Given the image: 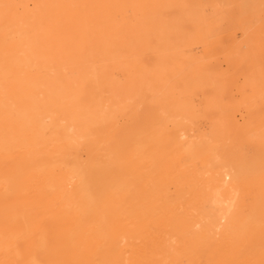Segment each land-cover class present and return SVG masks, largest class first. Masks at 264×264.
Here are the masks:
<instances>
[{"label": "rangeland", "instance_id": "374dc122", "mask_svg": "<svg viewBox=\"0 0 264 264\" xmlns=\"http://www.w3.org/2000/svg\"><path fill=\"white\" fill-rule=\"evenodd\" d=\"M4 11L20 17L11 35L21 52L0 73V96L13 84L38 101L27 127L65 155L55 169L79 185L75 227L47 224V253L59 232L71 241L85 231L94 264H264V0H4Z\"/></svg>", "mask_w": 264, "mask_h": 264}, {"label": "bare ground", "instance_id": "6f19581e", "mask_svg": "<svg viewBox=\"0 0 264 264\" xmlns=\"http://www.w3.org/2000/svg\"><path fill=\"white\" fill-rule=\"evenodd\" d=\"M1 1H4V0H0ZM7 1V0H6ZM3 3V2H2ZM1 3V4H2ZM10 5V4H8ZM7 6V5H6ZM11 7V6H9ZM18 15H15L13 14L12 11H9V12H3L2 14H0V73H2V71L6 72V71H14L17 67H18V61H19V57H18V53L20 51V49H18V45H17V42L15 41V39L12 37L11 33H13L15 31V29H18L19 27V24H18V21L16 20V17ZM21 16V15H20ZM17 18V19H18ZM22 23V22H21ZM22 25V24H21ZM24 25V23H23ZM24 28V27H23ZM22 28V29H23ZM21 29V28H20ZM25 29V28H24ZM22 32V31H21ZM21 32L19 33L20 35ZM18 35V34H17ZM24 35V34H23ZM16 36V34H15ZM25 36H27L25 34ZM20 37V36H19ZM21 39H23V36L20 37ZM24 38H27V37H24ZM26 40V39H25ZM24 40V41H25ZM28 40V38H27ZM26 40V41H27ZM30 41V39H29ZM32 43V42H31ZM30 42H28V44H31ZM27 42L25 45H27ZM24 45V44H23ZM30 46V45H29ZM71 46V44H70ZM72 47V46H71ZM29 48V47H28ZM39 51V50H38ZM21 52V51H20ZM32 52V51H31ZM27 53V52H26ZM22 55V54H21ZM42 55V54H41ZM88 56V55H87ZM21 57V56H20ZM39 59V58H38ZM24 60V59H23ZM25 69V67L23 68ZM22 71V70H21ZM24 72V70H23ZM10 73V72H9ZM13 73V72H12ZM19 73V72H17ZM23 74V73H22ZM14 75V73H13ZM19 75L21 76V73H19ZM31 75V74H29ZM33 75V74H32ZM31 75V76H32ZM12 76V74H11ZM19 76V77H20ZM35 77V75H33ZM41 76V75H40ZM23 77V79H22ZM24 77L26 76H21V79L22 81H25ZM13 78V76H12ZM15 78H16V75H15ZM18 78V77H17ZM40 78V77H39ZM38 78V79H39ZM43 79L45 78L44 76L42 77ZM42 78H40L42 80ZM14 79V78H13ZM36 79V80H38ZM47 80V78H45ZM20 80V79H19ZM17 80V81H19ZM21 81V82H22ZM34 81V80H33ZM9 82V81H8ZM21 82H18V83H21ZM27 83V80L25 81ZM29 82V80H28ZM32 82V81H31ZM29 82V83H31ZM36 82V81H35ZM33 82V84L35 83ZM48 82L49 79H48ZM1 83V81H0ZM10 83V82H9ZM17 83V82H16ZM23 83V82H22ZM25 83V86H27ZM3 84V83H1ZM6 84V83H5ZM11 84V83H10ZM28 84V83H27ZM31 84V85H33ZM11 84V86H9L6 90V92L0 96V262H2L3 264H41V260H42V263L44 260H49L51 258L53 259H56V260H59L58 263L56 264H94L93 262V256L96 254L97 252V249L95 248L97 245L95 244L94 241H92V239L90 238H86L85 237V231H84V235L83 233H81L83 230H84V227L83 226V230L80 232L82 235H80L79 237L76 236L77 238L75 239H72L71 241H68L66 240V238L64 237L63 233L62 232H59L60 234V243L58 240H54L52 239V243H53V248L49 251V253L46 252V249H45V246H44V238H45V234H46V231L45 230V226L51 222H54V221H57L55 219H58V221H63L64 224L63 226H70V225H73V227H75L74 225V221L69 217L71 216L72 214L70 213L71 209L72 210H76V208L78 206H76L75 209L71 208V206H75L74 204L70 205L71 202H70V199H69V195H71L73 192H75V190H78V187L79 185L75 182L73 183L72 182V178L73 176H71V179L69 177V173H62L60 172V169H59V172H57L56 170L58 169H55V166H56V163L61 159L63 158V156L65 155H61V154H58V150L59 149H54V147L52 146V144L50 142L52 141H48L47 138H45L43 135L41 136H36L35 134H33V132H30L32 130L29 131L28 127H27V124L30 122H28V118L31 117L30 114H34V104H36L34 101L36 99H34V101L31 99H27L25 97H23L21 94L19 95L17 92L14 93L15 89L13 87H18L17 85H13ZM29 85V84H28ZM46 85V83H45ZM49 85V84H48ZM5 86V85H4ZM24 86V84H23ZM41 86V84H40ZM38 86V87H40ZM15 87V88H16ZM32 87V86H30ZM46 87V86H45ZM43 87V88H45ZM2 89V87H0ZM23 88V87H22ZM29 88V87H28ZM17 89V88H16ZM42 89V87H41ZM40 89V91H41ZM20 89H18V91H20ZM39 89H36L35 91H37ZM17 93V94H16ZM2 94V93H1ZM28 94L29 96H36V94L34 93H31L33 95H31L28 91ZM40 95V93H39ZM38 97V95H37ZM36 98V97H35ZM39 98V97H38ZM37 98V99H38ZM34 102V103H33ZM40 103V102H39ZM38 103V104H39ZM37 104H36V109H37ZM37 113V112H36ZM35 113V114H36ZM32 114V115H33ZM47 114V113H46ZM30 115V117L28 116ZM38 115V114H37ZM35 115V117L37 116ZM28 117V118H26ZM33 118V116H32ZM30 118V119H32ZM35 119V118H34ZM41 119V118H39ZM42 121V120H41ZM36 122V121H35ZM38 122V121H37ZM41 123V122H39ZM30 124V123H29ZM36 125V123H34ZM33 124V125H34ZM52 124V123H51ZM32 125V126H33ZM34 125V126H35ZM41 125V124H40ZM37 126V125H36ZM52 126V125H51ZM34 128V127H33ZM38 128V127H37ZM41 130V129H40ZM50 130V128H49ZM48 130V131H49ZM155 130V129H154ZM36 131V129H35ZM42 132V131H41ZM35 133V132H34ZM53 137V136H51ZM65 144V143H64ZM67 144V143H66ZM69 144V143H68ZM71 144V143H70ZM69 144V145H70ZM83 144V143H82ZM87 144V143H86ZM90 144H93V143H90ZM98 144V143H97ZM60 145V143H59ZM58 145V147L60 148V146ZM68 146L65 147V154H68ZM72 145V144H71ZM70 145V147H71ZM74 146L76 145V143L73 144ZM81 145V143L79 144V146ZM56 146V145H55ZM62 146V145H61ZM57 147V148H58ZM83 147V146H82ZM88 147V146H87ZM96 147V146H95ZM98 147V146H97ZM63 148V146H62ZM75 148V147H74ZM79 148V147H78ZM185 148V147H184ZM76 149V148H75ZM74 149V150H75ZM83 149V148H82ZM86 148H84L85 150ZM93 149V147H92ZM70 150V149H69ZM94 150V149H93ZM62 151V150H61ZM80 151V150H79ZM79 151L75 152L78 153ZM82 151V150H81ZM60 152V151H59ZM73 152V153H74ZM94 152V151H93ZM63 153V151L61 152ZM88 153V152H86ZM86 153H83L85 154V156L83 155L82 157H86ZM82 154V153H80ZM96 155V154H95ZM71 156V155H70ZM79 153H78V157H79ZM76 157V156H75ZM81 157V156H80ZM90 157V156H89ZM69 158V157H68ZM64 159V160H63ZM62 160L65 161L66 158H63ZM76 160V159H75ZM83 162V161H82ZM87 162V161H86ZM85 162V163H86ZM68 163V162H67ZM77 165H78V162H76ZM80 163V162H79ZM88 163H89V160H88ZM70 164V163H68ZM74 164V163H72ZM87 164V163H86ZM84 164V165H86ZM83 165V164H82ZM81 165V166H82ZM95 165V164H94ZM69 166V165H68ZM73 166V165H72ZM74 167V166H73ZM87 167V166H86ZM92 167H95V166H92ZM66 168V167H64ZM70 168V166H69ZM80 168V167H79ZM88 168V167H87ZM68 169V168H67ZM86 169V168H85ZM87 170V169H86ZM65 171V170H63ZM78 171V170H76ZM71 172V171H70ZM73 172V171H72ZM81 172V170H80ZM79 172V174H80ZM85 171H83L84 173ZM74 173V172H73ZM82 173V172H81ZM87 174V172L85 173ZM86 176V175H85ZM88 176H90V174H88ZM84 177V175H83ZM82 177V178H83ZM81 178V177H80ZM79 178V179H80ZM89 180V178H88ZM92 180V179H91ZM86 181V180H85ZM83 184H84V181H82ZM80 182V183H82ZM97 182V181H96ZM95 182V183H96ZM87 183V182H85ZM94 183V182H93ZM92 183V184H93ZM137 183V182H136ZM138 184V183H137ZM94 185V184H93ZM140 186V184H138ZM83 186V185H81ZM87 184L85 185V188ZM101 186V185H100ZM100 186H95L94 188H100ZM123 188V185H121ZM135 186V184H134ZM138 186V187H139ZM91 187V186H90ZM102 187V186H101ZM83 187H81L82 189ZM89 188V187H88ZM136 188V187H135ZM89 190V189H88ZM96 190V189H95ZM119 190H121L119 188ZM124 190V189H122ZM72 191V193H71ZM92 191V189H91ZM98 191V189L96 190ZM80 192V190H79ZM128 192V191H127ZM138 192V189L136 191V193ZM162 192V191H161ZM234 192V191H233ZM71 193V194H70ZM76 193V192H75ZM90 193V191H89ZM93 193V192H92ZM91 193V194H92ZM95 193V192H94ZM99 193V192H98ZM120 193V192H119ZM118 191H117V194H119ZM131 193V191H130ZM215 193V192H214ZM122 194V193H121ZM134 193H132L131 195H133ZM160 195V193H158ZM60 197V200H56L57 196ZM73 195V194H72ZM127 195V194H126ZM137 198V194H134ZM216 195V194H215ZM80 196V195H79ZM119 196V195H118ZM141 196V195H140ZM162 196V195H161ZM166 196V195H165ZM214 196V195H213ZM233 196V195H232ZM74 197H78V196H74ZM94 197V196H92ZM127 197V196H126ZM84 198V197H83ZM95 198V197H94ZM130 198V197H128ZM131 198H133L132 200H134L135 198L133 196H131ZM156 198V197H155ZM164 198V197H163ZM214 198V197H213ZM230 198V197H229ZM78 199V198H77ZM100 199V198H99ZM115 199V198H114ZM120 199V198H119ZM139 199V197H138ZM153 199V198H152ZM165 199V198H164ZM82 200V199H81ZM86 200H89V199H86ZM93 200V199H92ZM95 202L97 200L94 199ZM128 200V199H127ZM126 200V202H127ZM168 200V199H167ZM169 200H173V199H169ZM227 200V199H226ZM229 200V199H228ZM75 201V199H74ZM78 201V200H77ZM101 201V200H100ZM103 201V200H102ZM117 201V204L118 207L120 205H125L126 203H123L122 204V201ZM91 202V201H90ZM89 202V203H90ZM113 202V200H112ZM111 202V203H112ZM130 203V201H128ZM162 202V200H161ZM166 202V200H165ZM75 203V202H74ZM78 203V202H77ZM87 203V201H86ZM118 203H121V204H118ZM129 203L127 205H129ZM150 204V202H147ZM164 203V202H163ZM221 203V202H220ZM81 204H84V203H81ZM93 204V202H92ZM96 204V203H95ZM100 204V203H99ZM98 204V206H99ZM134 204V201L133 203ZM148 204V205H149ZM60 205V206H59ZM91 205V204H90ZM111 205V204H109ZM113 205H114V202H113ZM185 205V204H184ZM89 206V205H88ZM87 206V207H88ZM143 206V205H142ZM164 206V205H163ZM186 206V205H185ZM232 206V205H231ZM85 207V205L83 206ZM97 207V206H96ZM116 208H118L117 206H115ZM131 207V206H130ZM136 207V206H135ZM134 207V208H135ZM144 207V206H143ZM152 207V206H151ZM150 207V208H151ZM158 207V205L156 206V208ZM162 207V206H161ZM188 208V206H186ZM230 207V205L227 206V209L228 210ZM90 208V207H89ZM98 208V209H97ZM96 209L97 210H100L99 208L100 207H97ZM110 208V207H108ZM122 209V207H119ZM138 208V207H137ZM155 208V209H156ZM165 208V207H163ZM182 208V207H180ZM179 208V210H180ZM186 208V209H187ZM81 210V208H79ZM85 209V208H84ZM94 208H92L91 210H93ZM105 209V208H104ZM104 209H101L103 211H108L109 209L107 210H104ZM125 209V208H124ZM145 209V208H144ZM153 209V211L155 210ZM160 209V208H159ZM183 209V208H182ZM129 210V209H127ZM126 210V211H127ZM134 210V209H132ZM166 210V209H165ZM184 210V209H183ZM78 211V209H77ZM86 211V210H85ZM88 211V210H87ZM102 211V212H103ZM135 211V210H134ZM142 211V210H141ZM178 211V210H177ZM187 211V210H186ZM75 212V211H74ZM72 212V213H74ZM79 212V211H78ZM76 212V213H78ZM97 212V211H96ZM119 211H117L118 213ZM124 213V211H122ZM129 212V211H128ZM137 212V210L135 211ZM146 212V211H143V213ZM162 212H163V209H162ZM162 212H160L162 214ZM168 212V211H167ZM185 212V211H183ZM70 213V214H69ZM106 213V212H104ZM110 213V212H109ZM133 213V211H132ZM142 215H149V213H144ZM153 213V212H152ZM163 213L166 214V212L164 211ZM180 213V212H179ZM57 214V215H56ZM95 214V213H94ZM94 214H90V215H93L94 216V219H97V217L94 215ZM98 214V213H97ZM96 214V215H97ZM116 214V213H115ZM114 214V215H115ZM129 214V213H128ZM157 214V212L155 213L154 212V216ZM177 213H175L176 215ZM183 214V213H182ZM76 215V214H74ZM78 215V214H77ZM87 215V214H86ZM109 215V214H107ZM113 215V216H114ZM126 217L127 216V213L125 214ZM125 215H123L125 217ZM134 215V214H133ZM137 215H140V213L138 212ZM136 215V216H137ZM142 215H140V217L143 219ZM159 215V214H157ZM168 215V214H167ZM174 215V217H175ZM59 216V217H58ZM84 216V214H83ZM83 216H80V217H83ZM99 216V215H97ZM104 216V215H103ZM112 216V215H111ZM118 216V215H116ZM122 216V217H123ZM131 216V215H130ZM135 216V217H136ZM162 216V215H161ZM164 216V214H163ZM163 216H162V219H163ZM171 216V215H170ZM169 216V217H170ZM190 216V215H189ZM224 216H225V212L224 213H220V222L223 221L224 219ZM58 217V218H57ZM87 217V216H85ZM83 217V220L84 218ZM90 217V216H89ZM96 217V218H95ZM110 217V216H109ZM121 217V218H122ZM126 217L124 218L125 221H126ZM133 217V216H132ZM146 217V216H145ZM149 218V216H147ZM146 217V218H147ZM158 216H156L157 218ZM168 218V216H166ZM173 217V216H172ZM173 217V219H175ZM99 218V217H98ZM112 218V217H111ZM118 218V217H117ZM120 218V217H119ZM118 218V219H119ZM131 218V217H130ZM160 218V217H159ZM171 218V217H170ZM191 218V216H190ZM81 219V218H80ZM106 218L104 217V219L102 221H104ZM122 219V220H124ZM138 219L139 216H138ZM166 219V218H165ZM164 219V221H165ZM82 220V219H81ZM86 220V218H85ZM84 220V221H85ZM89 220V219H88ZM91 220V221H93ZM98 220V219H97ZM111 220V219H110ZM117 221V219H115ZM114 220V221H115ZM121 220V222H123ZM128 220H129V217H128ZM136 220V219H135ZM141 220V219H140ZM148 220V219H146ZM151 220V219H150ZM149 220V221H150ZM161 220V219H160ZM83 221V222H84ZM89 221V222H91ZM137 221V220H136ZM152 221V220H151ZM172 221V220H171ZM186 221H190V220H185ZM88 222V223H89ZM100 222V221H99ZM145 222V220H144ZM192 222V221H190ZM105 225V222H103ZM115 223V222H114ZM120 223V222H119ZM148 223V221H147ZM153 223V222H152ZM151 223V224H152ZM173 223V221H172ZM183 223V222H182ZM193 223V222H192ZM59 225V223H57ZM61 224V223H60ZM85 224V222H84ZM113 224V223H112ZM116 224V223H115ZM114 224V225H115ZM121 224V223H120ZM127 224L128 223H124ZM145 223H143L142 225H144ZM188 224V223H187ZM197 224V222H196ZM53 225L55 226L56 224L53 223ZM82 225V224H80ZM87 225V223H86ZM95 225V224H93ZM102 225V224H101ZM102 225V227H103ZM149 225V224H148ZM167 225V223H166ZM186 225V224H185ZM190 225V224H189ZM88 226V225H87ZM97 226V225H96ZM93 227L94 229L92 230H97L98 228ZM136 226V224H135ZM146 226V224L144 225V227ZM192 226V225H191ZM113 227V226H112ZM121 227V226H120ZM142 227V226H141ZM165 227V225H164ZM190 227V226H188ZM188 227H187V230H188ZM209 227V226H208ZM49 228V227H48ZM57 228V227H56ZM96 228V229H95ZM107 228V227H106ZM148 228V227H147ZM155 228V227H154ZM159 228L161 229L162 226ZM219 228V224L216 225V227L214 229H218ZM52 229V228H50ZM67 229V227H66ZM102 229V228H101ZM100 229V230H101ZM163 229V228H162ZM169 229V228H168ZM207 229V228H206ZM213 229V230H214ZM99 230V229H98ZM97 231H94L95 233L98 232ZM209 230V229H208ZM215 230V231H216ZM57 231V230H56ZM66 231V230H65ZM105 231V230H104ZM136 231V229H135ZM191 231V230H190ZM210 231V230H209ZM51 232V231H50ZM100 232V231H99ZM109 232V231H108ZM113 232V231H112ZM128 232V231H127ZM141 232V231H140ZM147 232V231H146ZM189 232V231H187ZM90 233H92V231H90ZM139 233V232H138ZM150 233V231H149ZM155 233H156V230H155ZM154 233V235H156ZM166 233V232H165ZM164 233V234H165ZM169 233V232H168ZM203 233V232H202ZM201 233V234H202ZM88 236H89V232L87 233ZM98 234V233H97ZM97 234H95L96 236V239H97ZM109 233H107L106 235L108 236ZM111 234V233H110ZM109 234V235H110ZM123 234V233H122ZM136 234V233H135ZM163 234V236H165ZM170 234V233H169ZM211 234V233H210ZM208 235L207 234V237L208 236H212V235ZM214 234V233H213ZM47 235V234H46ZM51 235V234H50ZM66 235H68L66 233ZM92 235V234H90ZM104 235V233H103ZM119 238H120V235L121 234H118ZM149 235V234H148ZM151 235V234H150ZM153 235V234H152ZM161 235V234H160ZM159 235V236H160ZM168 235V234H167ZM205 235V234H204ZM203 235V236H204ZM71 236V235H70ZM68 236V237H70ZM87 236V237H88ZM106 236V237H107ZM111 236V235H110ZM114 236V234H112V237ZM122 236V235H121ZM124 236V235H123ZM122 236V238H123ZM126 236H129V235H126ZM145 238L146 237H150V236H146L144 234ZM161 236V237H163ZM180 236V235H179ZM104 238V239H108V238ZM118 237H116L118 239ZM143 237V235H142ZM153 237V236H152ZM206 237V238H207ZM116 238L114 240H116ZM121 238V239H122ZM154 238V237H153ZM160 238V237H159ZM165 238V237H164ZM179 238V237H178ZM205 238V237H204ZM212 238V237H211ZM110 239V238H109ZM108 239V240H109ZM124 239V238H123ZM123 239H122V243H123ZM134 239V238H133ZM137 239V238H136ZM163 239V238H162ZM166 239H167V236H166ZM214 239V237H213ZM101 240V239H99ZM103 240V239H102ZM101 240L102 242V245H103V241ZM104 240V241H106ZM127 240V238H126ZM139 240V239H138ZM144 240V239H143ZM147 240V238H146ZM152 240V238H151ZM155 240V239H154ZM161 240V239H160ZM168 240V239H167ZM182 240V239H181ZM110 241V240H109ZM108 241V242H109ZM125 241V239H124ZM128 241V240H127ZM132 241V239H131ZM135 241V239H134ZM166 241V240H165ZM169 241V240H168ZM63 242L64 245H63ZM111 242H113L111 240ZM118 242V241H117ZM150 239H149V243H150ZM152 242H154L152 240ZM156 242V241H155ZM158 242V241H157ZM160 242V241H159ZM167 242V241H166ZM170 242V241H169ZM185 242V241H184ZM116 243V242H115ZM129 243V241H128ZM138 243V242H137ZM146 243V242H145ZM148 243V241H147ZM146 243V245L148 246V244ZM165 243V242H164ZM163 243V244H164ZM117 245H120L118 243H116ZM131 244V243H130ZM133 244H135L133 242ZM140 244V243H138ZM141 244L145 245L144 244V241L143 243L141 242ZM154 244V243H153ZM153 244L150 246V247H153ZM183 244V243H182ZM107 245V244H106ZM136 245V244H135ZM133 245V246H135ZM142 245V246H143ZM156 245V244H155ZM159 245V244H158ZM165 246L167 245L164 244ZM114 246V244H113ZM122 246V245H121ZM127 246V245H126ZM157 246V245H156ZM102 248L100 249H104L103 246H101ZM107 246H105V249H106ZM115 247V246H114ZM118 247V246H117ZM123 247V246H122ZM161 246L157 247L158 249H160ZM180 247V246H179ZM137 248V246L134 247V249ZM155 246H154V249H157ZM165 248V247H164ZM99 249V248H98ZM99 249V251H100ZM115 248H113L112 250H114ZM146 249V248H145ZM168 249V248H167ZM165 248L164 251L167 250ZM170 249V248H169ZM96 250V252H95ZM110 250H111V247H110ZM182 250V249H181ZM106 252V250H104ZM108 251V250H107ZM116 251V249H115ZM115 251H111V252H115ZM134 250L130 251L133 252ZM158 251V250H157ZM156 251V252H157ZM161 251V250H160ZM159 251V253H161ZM104 252V253H105ZM123 252V251H122ZM136 252V251H135ZM103 253V254H104ZM108 253V252H107ZM154 253V252H153ZM163 253L165 252H162L161 255H163ZM106 254V253H105ZM134 254V253H133ZM136 254V253H135ZM169 254V253H168ZM168 254L166 253V255L168 256ZM41 255V256H40ZM118 256H120L119 254H117ZM130 255V254H129ZM128 255V256H129ZM140 255V254H139ZM138 254L136 256H139ZM161 255H158V257H156L158 260L159 256ZM166 255H163L162 257L165 259L168 258L166 257ZM171 255V253H170ZM99 256V255H98ZM110 256V255H108ZM123 254L121 255V257L123 258ZM126 256V255H125ZM126 256V257H128ZM135 256V257H136ZM145 256V255H144ZM155 256V255H154ZM103 257V256H102ZM112 257V256H111ZM141 257V256H140ZM147 257H150V256H147ZM107 257H104L103 259L105 260ZM115 258V256L113 257ZM122 258H118V259H122ZM131 258V255L128 257V259L130 260ZM138 258V257H137ZM101 260L103 263L104 260ZM111 259V258H110ZM117 259V260H118ZM127 259V258H126ZM125 259V260H126ZM127 259V260H128ZM151 258H149L150 260ZM154 259V258H153ZM114 261V259H112ZM111 260V262H112ZM128 260V261H129ZM134 260V259H133ZM138 260V259H136ZM145 260V259H144ZM152 260V259H151ZM168 260V259H166ZM107 261V260H106ZM140 261H142L140 259ZM148 262V260H145ZM145 261H142L143 263ZM48 262V261H47ZM50 262V261H49ZM110 261H108L107 263H109ZM116 263H118L119 261H114ZM123 262V261H122ZM122 262L118 263V264H122ZM132 262V260L130 261ZM135 262V260H134ZM139 262V261H138ZM141 262V264H142ZM154 262V261H153ZM159 262V260H158ZM167 262V261H166ZM45 263V262H44ZM43 263V264H44ZM129 263V262H128ZM133 263V262H132ZM52 264V263H51ZM55 264V263H54ZM98 264V263H97ZM115 264V263H114ZM137 264V263H136ZM156 264V262H155Z\"/></svg>", "mask_w": 264, "mask_h": 264}]
</instances>
